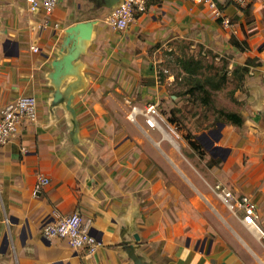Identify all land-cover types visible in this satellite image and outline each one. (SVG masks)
I'll list each match as a JSON object with an SVG mask.
<instances>
[{"label":"crops","instance_id":"0c3cea01","mask_svg":"<svg viewBox=\"0 0 264 264\" xmlns=\"http://www.w3.org/2000/svg\"><path fill=\"white\" fill-rule=\"evenodd\" d=\"M119 2L60 0L47 13L32 11L27 0H0V118L22 95L36 96L39 111L0 145V264H264V238L239 219L223 228L225 238L184 230L172 189L156 182L147 154L152 146L147 139L126 140L118 128L121 122L136 133L127 116L133 105L143 104L114 110V85L151 101L167 96L157 73V62L164 61L160 48L189 43L214 52L237 49L231 37L246 39V6L217 0L235 22L232 32L205 1L151 0L144 14L118 31L107 16ZM251 5L263 7L264 0ZM84 21L92 24L91 36L70 37L68 28ZM72 51V71L56 80L54 62ZM149 78L156 84L146 85ZM254 78L246 80L247 99L237 96L246 101L240 109L244 125L264 133V80ZM237 144L222 143L231 149ZM40 174L50 183L34 195ZM244 193L258 204L264 228V182ZM75 211L99 241L91 255L42 234L46 220Z\"/></svg>","mask_w":264,"mask_h":264},{"label":"rangeland","instance_id":"374dc122","mask_svg":"<svg viewBox=\"0 0 264 264\" xmlns=\"http://www.w3.org/2000/svg\"><path fill=\"white\" fill-rule=\"evenodd\" d=\"M244 13L242 28L246 32L247 49L219 50L216 51L218 57L213 58L208 55L205 58V64H210L213 60L209 68L210 73L217 71L224 73L225 70L228 72L229 80L225 88L213 91L212 105H204L195 95L183 93L186 89L181 79L184 73L175 57L180 55L198 57L200 52L199 44L192 46L185 43L183 48L173 51L175 53L172 56L168 55V48L166 50L160 48L157 53L164 58L163 62H157V73L162 70L159 80L160 85L166 89L167 96L162 99L156 98L161 101L160 119L164 131L154 129L151 131L152 136L139 130L133 133L131 129L125 128L124 124L118 123L120 124L118 128H123L121 133H126V140H140L143 143L144 139L149 140L155 137L157 143L150 144L152 146L150 153H147V150L139 143L138 147L142 148L154 161L156 182H160L162 187L172 189L180 209L179 218L183 219L184 230L199 238L214 235L225 238L223 228L227 229L230 226L229 222L233 220L239 221L215 196L212 190L214 184L221 182L233 190L249 192L250 189H258L264 182L262 179L264 133L256 127H248L246 124L239 127L224 122L221 137L215 145L223 146L222 143H226L227 139L230 142L238 141L227 155L225 149L215 150L216 155L208 151L206 145L214 139L211 135L200 142L202 149L199 152L192 148L188 139V137L196 136L199 140V135L218 127L219 122H214L216 109L240 111L243 108L246 101L242 100L243 103L238 104L230 94V91L236 87L237 81L231 71L237 64H245L250 59L256 62L252 73L246 77L243 87L236 90L234 95L237 99V95L245 99L249 96L250 92L246 87L248 77L253 80L254 77L259 76L260 81L264 80V6L256 9L254 5H250ZM234 19L240 20L237 16H234ZM221 26L225 28L224 25ZM139 95L136 89L127 91L122 85H114V110L126 111L131 104L139 102L145 104L143 100H150L143 99ZM124 111L122 112L125 114ZM130 123L131 127L136 126L132 121ZM132 135H135V139ZM225 155L226 158L223 159ZM195 177L196 180L192 183L190 178ZM262 237L264 238V235Z\"/></svg>","mask_w":264,"mask_h":264},{"label":"built area","instance_id":"2783aa9c","mask_svg":"<svg viewBox=\"0 0 264 264\" xmlns=\"http://www.w3.org/2000/svg\"><path fill=\"white\" fill-rule=\"evenodd\" d=\"M205 1L213 9L214 16L220 19L221 23L235 31L233 18L224 13L217 0H196ZM240 6H247L253 0H232ZM60 0H27L32 11L44 9L51 13ZM151 0H120L119 4L112 8L107 16V22L116 30L123 31L128 28L131 22L144 14L150 5ZM161 102L159 100L150 101L143 105H133L128 120L132 121L137 130L152 136L154 129L164 131L160 119ZM38 100L34 95H22L18 99L8 103L2 111L0 118V145L9 143L19 130L20 124L24 119L35 120L38 116ZM143 119V122L140 120ZM154 137V136H153ZM148 140L153 145L157 143L155 137ZM161 144V143H160ZM172 161V159L170 158ZM50 183V177L40 174L34 186V195L43 193L46 186ZM212 190L215 196L241 220L246 227L251 229L258 236L264 235V228L260 222V212L258 204L253 196L244 192H238L218 182L214 184ZM42 234L48 239L64 238L74 249H82L88 255L93 254L99 241L91 233L89 224L83 215L75 211L71 214L60 215L56 220H46L42 224ZM257 256V254H255Z\"/></svg>","mask_w":264,"mask_h":264},{"label":"trees","instance_id":"16d2710c","mask_svg":"<svg viewBox=\"0 0 264 264\" xmlns=\"http://www.w3.org/2000/svg\"><path fill=\"white\" fill-rule=\"evenodd\" d=\"M246 7H243L244 12L247 10ZM221 6V4H219ZM221 8V7H220ZM220 21V19H218ZM221 22V21H220ZM232 44L240 50H246L248 47V41L247 39H239L237 36L232 35L231 37ZM185 44V43H184ZM184 44H181V47H184ZM200 46V52L199 56H184L180 55L175 57V60L179 63L183 75L182 80L186 85L185 91H183L184 94H193L196 96V98L201 101L204 105H212L213 104V91L217 90H223L225 88V85L228 83V72L225 70L224 73L222 72H214L210 73L209 68L213 64L212 63H206L205 64V58L208 55H211L213 58L218 57V53L214 52L211 49L205 48L203 45L199 44ZM175 50H170L168 55H174ZM256 66V62L254 59H250L245 64H237L234 69L231 71V74L235 77L236 81V87L230 91L231 98L238 104H242L243 101L237 99L235 97L236 90L243 87L245 79L248 75L252 73V68ZM208 70V71H207ZM160 73H162V70L158 73V78ZM157 79L155 78H149L146 81V85H155ZM215 123L218 122H229L235 126H243L245 123V117L244 115L238 111V110H227V109H216V115L214 119ZM189 143L196 151H200L202 149L201 141L196 139V136L194 138L188 137ZM202 153V152H201Z\"/></svg>","mask_w":264,"mask_h":264},{"label":"water","instance_id":"95a60500","mask_svg":"<svg viewBox=\"0 0 264 264\" xmlns=\"http://www.w3.org/2000/svg\"><path fill=\"white\" fill-rule=\"evenodd\" d=\"M68 31L70 32V37H73L74 33L78 32L80 35H82L83 38H89L91 36V32H92V24L90 22H86V21L79 22V23L69 27ZM74 58H75V52L72 51V52L68 53L62 60H56L54 62L55 71H54L53 77L56 80H58L60 78V76L63 75L64 73H69L72 71ZM224 125H225L224 122H219L217 128L211 129L210 131L204 132L198 136V139L201 142L203 141L204 138H209V135L214 137V139H211L209 141V144L206 145L208 151L212 155H216V153L214 151L217 149H225L226 155L231 150V148H229V147L221 146L218 144L215 145V143L217 141H219V139L221 137V129ZM215 133H217V135H215ZM226 155L223 156V159L226 158ZM5 243L6 244L8 243V235H6V237H5Z\"/></svg>","mask_w":264,"mask_h":264}]
</instances>
